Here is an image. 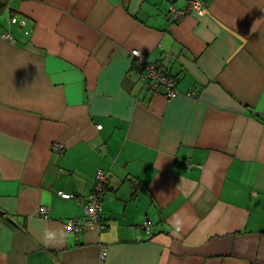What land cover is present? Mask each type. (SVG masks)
Segmentation results:
<instances>
[{"label":"crops","instance_id":"obj_1","mask_svg":"<svg viewBox=\"0 0 264 264\" xmlns=\"http://www.w3.org/2000/svg\"><path fill=\"white\" fill-rule=\"evenodd\" d=\"M203 1L8 0L0 264H264V0ZM97 169L105 226L70 230Z\"/></svg>","mask_w":264,"mask_h":264},{"label":"built area","instance_id":"obj_2","mask_svg":"<svg viewBox=\"0 0 264 264\" xmlns=\"http://www.w3.org/2000/svg\"><path fill=\"white\" fill-rule=\"evenodd\" d=\"M205 10V5L203 0H188L187 4L179 9H173V14L175 17L180 19L186 13L194 11L196 14L201 15ZM12 23H18L19 25L24 24V19L17 20L15 17H11ZM4 38L12 39L8 33H3ZM135 55H138L139 66L136 69L137 73L140 75L144 85L152 88L154 91L161 90L167 97H174L178 94L176 87L175 77L164 72L161 67H159L156 62H146L140 53L136 50L132 52ZM188 95L193 93H187ZM100 127V125H98ZM108 183V175L103 169H97L94 176V182L92 190L90 193L82 197L80 204L84 209L83 218H73L67 221V227L70 230L78 231L85 228H98L102 229L105 226V221L102 216V196L106 190ZM62 197L68 198L69 193L58 191L57 192ZM145 228L148 227V222L143 223ZM106 248L102 247L101 257H105Z\"/></svg>","mask_w":264,"mask_h":264},{"label":"trees","instance_id":"obj_3","mask_svg":"<svg viewBox=\"0 0 264 264\" xmlns=\"http://www.w3.org/2000/svg\"><path fill=\"white\" fill-rule=\"evenodd\" d=\"M7 2H8V0H0V14L4 10V8L6 7Z\"/></svg>","mask_w":264,"mask_h":264},{"label":"clouds","instance_id":"obj_4","mask_svg":"<svg viewBox=\"0 0 264 264\" xmlns=\"http://www.w3.org/2000/svg\"><path fill=\"white\" fill-rule=\"evenodd\" d=\"M53 237H52V234L51 233H49L48 235H47V237H46V239L47 240H51Z\"/></svg>","mask_w":264,"mask_h":264}]
</instances>
